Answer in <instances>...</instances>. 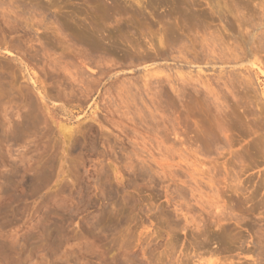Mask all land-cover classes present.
I'll use <instances>...</instances> for the list:
<instances>
[{
  "label": "rangeland",
  "instance_id": "obj_1",
  "mask_svg": "<svg viewBox=\"0 0 264 264\" xmlns=\"http://www.w3.org/2000/svg\"><path fill=\"white\" fill-rule=\"evenodd\" d=\"M0 264H264V0H0Z\"/></svg>",
  "mask_w": 264,
  "mask_h": 264
}]
</instances>
